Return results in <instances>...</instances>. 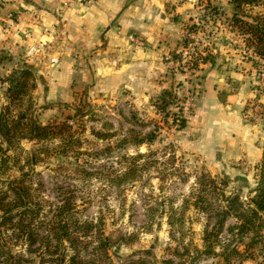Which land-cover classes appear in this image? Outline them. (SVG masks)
Instances as JSON below:
<instances>
[{
	"label": "rangeland",
	"instance_id": "obj_1",
	"mask_svg": "<svg viewBox=\"0 0 264 264\" xmlns=\"http://www.w3.org/2000/svg\"><path fill=\"white\" fill-rule=\"evenodd\" d=\"M170 1L168 27L154 43L163 70L136 71L134 83L94 82L55 101L33 66L20 65L31 76L12 92L13 71H0V116L11 138L0 160V264H264V227L240 236L229 217L214 229L221 196L212 195L210 210L199 185L214 179L220 194L249 209L264 152V62L249 59L232 0ZM183 121L194 124L189 142L204 150L216 146L209 139L218 124L243 128L230 138L244 139L241 155L219 171L220 149L214 157L181 150ZM63 125L70 128L56 138L35 136ZM139 153L141 179L119 186ZM233 248L239 253L225 260ZM205 251L216 255L198 257Z\"/></svg>",
	"mask_w": 264,
	"mask_h": 264
},
{
	"label": "crops",
	"instance_id": "obj_2",
	"mask_svg": "<svg viewBox=\"0 0 264 264\" xmlns=\"http://www.w3.org/2000/svg\"><path fill=\"white\" fill-rule=\"evenodd\" d=\"M170 2L96 0L93 5H82L69 4V0H0V71H13L26 63L33 66L43 80L50 82V98L55 101L70 100L76 90L94 82L123 84L131 79L134 83L136 71L163 70L160 50L154 51V43L161 39L156 31L168 27V12L174 10ZM175 10L182 16L186 9L181 5ZM54 31L61 36L60 64L51 67L47 62L42 65L29 62L26 55L31 46L50 40L49 34ZM131 36L151 48L143 51L131 42ZM192 126L193 123L187 122L180 130L181 150L214 157L220 149L216 166L219 171L226 166L229 156L241 155L244 139H232L243 135V128L236 131L227 123L218 124L214 128L215 137L205 135L210 138L209 146L216 144L211 147L215 148L212 153V149L204 150L189 142L186 135ZM195 137L199 138L200 133Z\"/></svg>",
	"mask_w": 264,
	"mask_h": 264
},
{
	"label": "trees",
	"instance_id": "obj_3",
	"mask_svg": "<svg viewBox=\"0 0 264 264\" xmlns=\"http://www.w3.org/2000/svg\"><path fill=\"white\" fill-rule=\"evenodd\" d=\"M232 4L234 5L235 14L233 16V22L236 26V29L239 32L240 36H243V42L247 48V54L249 55V59L252 62L257 63L258 61L264 62V0H232ZM259 8L260 11H254L250 13L248 8ZM247 14V15H246ZM192 32L197 30L196 25H192L190 27ZM187 43L189 40L186 41ZM191 43V41L189 42ZM207 58V57H206ZM202 59L203 63H206L208 58ZM31 71L27 68H18L13 70L11 76L8 79L9 82V90L15 91L19 86L22 80V77L31 76ZM264 93V91H263ZM186 126V121L182 122L181 127L184 128ZM70 127L68 125L56 126L53 128L43 127L40 131H37L35 135L37 138H41L42 140L46 138H56L59 134H61L62 129ZM38 129V127H36ZM39 130V129H38ZM57 130V131H55ZM10 130L8 123L4 120L3 117L0 116V160L7 155V144L11 143ZM143 154H138L136 158H134V164L126 169V171L119 175L116 180L118 181V185L130 184L136 181H139L143 174V165H140V159H142ZM261 175L258 186L250 191L249 195L252 196L249 203L247 204L249 209L242 210V204L239 202L238 197L234 196L227 197L226 193L221 190V194L219 193V182L214 179H209L206 176H202L199 185H200V193L203 198L204 204L208 209L212 210L216 203L212 200L215 196H221L217 201L221 202V205L218 206L221 211L216 213V216L219 218L215 221L214 229L219 232L223 231L226 222L229 217L236 218L239 223L238 229H240V236L247 230H254L257 232L259 229L264 227V152H263V161L261 164ZM15 189V188H14ZM218 190V191H217ZM21 195L20 193H17ZM215 195V196H212ZM212 196V197H211ZM227 203L228 206L222 205L223 203ZM61 210V209H60ZM215 210V208H214ZM65 210L62 211V213ZM60 222V220H59ZM1 225V224H0ZM62 224L60 223V226ZM61 228L66 230V228ZM63 240H67L69 237L67 232L64 231L62 233ZM259 236H255L253 242H256ZM69 240V239H68ZM232 253H239L237 249H226L221 256L224 257L225 260H228V256ZM216 255L213 251H205L203 253H199L198 257L201 255ZM135 264V263H133Z\"/></svg>",
	"mask_w": 264,
	"mask_h": 264
},
{
	"label": "built area",
	"instance_id": "obj_4",
	"mask_svg": "<svg viewBox=\"0 0 264 264\" xmlns=\"http://www.w3.org/2000/svg\"><path fill=\"white\" fill-rule=\"evenodd\" d=\"M76 3L82 5H93L96 3V0H69V4ZM35 20H37V16H35ZM49 35L50 40L40 41L31 46L28 54L26 55L29 62L36 63L38 65H42L44 62H47L51 67H57L60 64L61 55L59 54V43L61 42V36L57 31H54ZM28 37L29 36L26 35V38ZM130 39L131 42L140 49L145 48L146 43L141 39L134 36H131Z\"/></svg>",
	"mask_w": 264,
	"mask_h": 264
}]
</instances>
